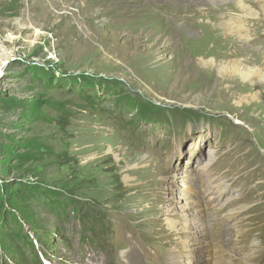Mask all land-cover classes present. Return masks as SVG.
<instances>
[{
    "label": "rangeland",
    "instance_id": "374dc122",
    "mask_svg": "<svg viewBox=\"0 0 264 264\" xmlns=\"http://www.w3.org/2000/svg\"><path fill=\"white\" fill-rule=\"evenodd\" d=\"M192 1L0 0V183L43 185L104 215L95 242L82 243L76 219L57 230L37 206L50 264H170L168 251L184 240L195 264L253 245L252 263L264 260V95L246 97L247 81L219 63L209 69L223 58L211 44L200 49L210 55L203 65L154 41L170 16L200 40L238 15ZM79 95H96V108ZM111 96L139 101L143 112ZM186 200L198 210L191 229L170 230L166 209L179 220Z\"/></svg>",
    "mask_w": 264,
    "mask_h": 264
},
{
    "label": "bare ground",
    "instance_id": "6f19581e",
    "mask_svg": "<svg viewBox=\"0 0 264 264\" xmlns=\"http://www.w3.org/2000/svg\"><path fill=\"white\" fill-rule=\"evenodd\" d=\"M193 1H197L198 5L203 2V0H193ZM226 1L227 0H208V3H211L212 4L211 7H214V8H218V7H220V8L221 7H223V8H228V7L229 8H232V7L235 8V9H233L234 11L229 10L230 15H234V12H238L237 13L238 15L236 17L228 16L227 18L219 19V20H221V22L216 24L217 25V27H216L217 31L216 32L212 31L209 33H200L199 34L200 40H198V37L190 39V38H188L189 34L185 30V27L188 28L190 26L191 29H194V27H192V25L185 24V26H182V28H179L177 26V19H174V18H172V16H170L171 19L165 20L164 24L163 23L162 24H156L157 29H155V30H157V32H153V33L157 37L154 39V41L155 40H157V42L158 41H164L169 46L170 45L175 46L174 49L177 51V55L176 54L175 55L181 60H187V59L194 60L198 55L201 57V61H202L203 65H206V62H207V60H209L210 55L208 54V52L201 55L200 53H202V52H200V49L207 47L211 44V50L210 51H212L213 49L218 50V54H222L223 58H222V61H220V62H216L214 59L210 60V64L208 65L209 69H215L214 66L217 65V63H219L218 69L222 70L224 73L234 75V76H237V77H240V78L246 80L247 81L246 82L247 92H249V94H247L246 97L249 96L255 100H258L259 94L264 95V37H263V34H261V30L264 29V25H263L264 23H262V22H264V0H253V4L258 8L257 13H256L255 9L250 8V4L248 3L247 0H229L232 4L231 3L226 4L225 3ZM151 2H152V0H151ZM105 3H107V2H105ZM185 5H187V4H185ZM154 6L152 5L153 8H154ZM188 6H190V5H188ZM230 6H232V7H230ZM142 8H143V6H142ZM159 9H161V8H159ZM148 10H150V9H148ZM152 11H153V9H152ZM163 11H165V9ZM206 11H209V10L207 9ZM211 12L212 11L210 10V13ZM138 13L144 14V12H141V10ZM135 14H137V12ZM177 14H178V12H177ZM154 15H155V13H154ZM135 16H137V15H135ZM141 16L144 17V15H141ZM148 16H152V15L150 14ZM213 17H214V15H213ZM145 18H147V15H145ZM201 18H205V17H201ZM154 19L156 20V18H154ZM136 20H138V18ZM142 20H144V19L142 18ZM147 21H149V20H147ZM209 21H211V20H209ZM153 22H154V20H153ZM140 24H142V23H140ZM151 28L152 27H150V29ZM214 33H215V35H214ZM182 40H185L189 46H185L186 42L184 44H182V42H181ZM210 40H212L211 43H208ZM157 42H155V43H157ZM175 55H173V56H175ZM173 59H174V57H173ZM216 68H217V66H216ZM258 121L260 122V125H262L260 127V130H262L264 127V116H263V119H262V117H259ZM208 159H211V158H208ZM218 186H219V190H220L219 194L224 195L225 191L223 189H220V184H218ZM213 187L215 189H217V186L214 185ZM213 193H216V192H213ZM217 197H219V196H217ZM190 202L186 200V202H182V205H180L179 213H177V217H178L177 219H179V220H174L173 218H171L172 217L171 211L168 208L166 209V213L168 215L167 220H166V224L169 226L170 230H173L175 232H180V231L188 232V230L191 229L190 227L192 226V223L195 221L194 216L198 214L197 213L198 210L196 211ZM217 203L219 204V202H217ZM236 213H238V212H235L234 214H236ZM232 218H234L236 220L235 217H232ZM235 229H237V228H235ZM205 230H207V229L203 224H200L197 227V233H199V236L200 235L206 236ZM238 235H239V233H236L234 231V233L230 239L231 242L232 241L234 242L232 244H234V245L237 244ZM181 243H182V245H181L182 248H180L181 250L179 249L178 251H171V252L168 251L167 261L170 264H195V262L192 258V251L193 250L191 248L190 242L184 240ZM205 246H207V245H205ZM254 248H255V245L250 246V248L247 250V252H244L239 246L232 248V249H227V248L225 249V247H224L223 254H220L216 258V260L212 261L211 258H209L208 260L211 261V264H224V263L230 264L234 261L237 264H255V263H252V259L255 258V256H256V254L254 253L255 252ZM224 256H226L225 260H224ZM259 260H260V258H259ZM223 261H224V263H223ZM259 264H264V260H262Z\"/></svg>",
    "mask_w": 264,
    "mask_h": 264
},
{
    "label": "trees",
    "instance_id": "16d2710c",
    "mask_svg": "<svg viewBox=\"0 0 264 264\" xmlns=\"http://www.w3.org/2000/svg\"><path fill=\"white\" fill-rule=\"evenodd\" d=\"M82 99L83 107L96 108V95H83ZM114 99H118L119 103H125L127 107H134L137 111L143 112L139 101L111 96L110 102L114 101L115 104ZM187 119H189L188 116ZM37 206H42L43 211L54 218V227L57 230L58 226L68 224L71 217L81 225L82 240L88 238L85 233L92 232L89 235H91V241L95 242L94 230L101 224L104 215L96 212L93 213L94 216H91L90 204L82 205L64 196L63 193L47 189L43 185H33L22 181H16L11 185L10 182L3 181L0 183V249L3 251L0 250V254L5 260L7 259L8 264H41L32 239L37 242L38 247L41 246L42 256L48 259L46 256L49 253L47 249L49 245L48 247L45 245L46 240L37 232L41 226L35 218L34 209Z\"/></svg>",
    "mask_w": 264,
    "mask_h": 264
},
{
    "label": "water",
    "instance_id": "95a60500",
    "mask_svg": "<svg viewBox=\"0 0 264 264\" xmlns=\"http://www.w3.org/2000/svg\"><path fill=\"white\" fill-rule=\"evenodd\" d=\"M190 119V118H189ZM11 185H13L14 183L10 182Z\"/></svg>",
    "mask_w": 264,
    "mask_h": 264
}]
</instances>
